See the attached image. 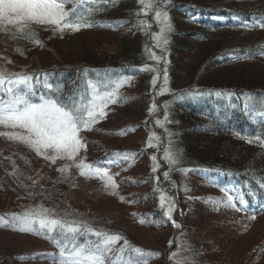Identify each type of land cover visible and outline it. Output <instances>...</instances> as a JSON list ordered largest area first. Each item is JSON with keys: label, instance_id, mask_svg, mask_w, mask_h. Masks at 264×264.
Listing matches in <instances>:
<instances>
[{"label": "rangeland", "instance_id": "1", "mask_svg": "<svg viewBox=\"0 0 264 264\" xmlns=\"http://www.w3.org/2000/svg\"><path fill=\"white\" fill-rule=\"evenodd\" d=\"M65 8L67 10L68 3ZM29 25L36 30L35 35L39 38V44L35 43L36 38L32 39L31 45L9 42L6 40L7 37L5 40H0V71L9 75L30 73L35 70L52 69L55 63L65 67L63 61L66 60H71L73 66L79 65L76 61L80 60L82 53L84 56L89 55L87 53L91 51L90 48L95 49L93 54L95 57L110 58L117 55L118 45L128 40L134 31V28L127 24L119 28L97 29L85 33L70 29L57 31L54 26L49 25L41 26L34 23ZM17 27L19 25H0L5 34L8 30ZM160 29L147 33V36H153V41L149 39L151 50H145L151 55L148 65L156 66L160 73L147 66L148 69L144 68L146 72L144 75L122 80L125 82L119 88V95H123V106L105 108V115L99 118L103 119L100 127H94L96 129L88 133H80L84 146L74 160L57 159L53 163L43 155H37L25 144L0 135V211L11 213L9 214L11 217L18 209L24 213L28 209L42 206L49 209L54 218L82 220L93 228L124 231L136 244L145 247L148 251L168 249L169 239L174 230L180 229L174 219L165 215L169 206L159 207L163 210L166 223L148 222L149 219L152 221L151 214L154 213L157 205L166 202V199L164 201L160 199L164 192L155 194L154 200L151 198L148 202L140 200V196L151 185L146 180L148 175L145 177L147 171L155 168L160 172L164 171L159 160H163L165 150L170 149L180 155L179 149L169 143L170 134L167 132L163 133V137H166L168 145L165 142L163 149L159 148L160 133L165 129L163 125L168 122L170 110L177 100L174 98L173 101L169 100L163 109L159 108L162 101L157 98L159 94H165L168 99L172 93L170 87L173 85L177 87L191 83L193 86L197 85L189 88L194 92L186 93L191 97L200 94V89H197L200 88L198 84L207 83L205 81L247 86L244 82L264 76V56L261 59L257 56L249 57L230 65L231 67L224 66L226 68H221V74L204 66L201 72L203 74L194 79L192 71L202 63L206 49L211 44L196 42L191 53H185L169 61V53L172 52L164 47V34L158 35ZM248 30L236 34L235 31H230V34L232 38L236 35L245 41H252L249 42L250 44L261 37L264 38V28ZM224 33L225 31L211 34V40L215 41L220 36L228 37ZM187 39H191L190 36ZM161 55H164L165 62L160 58ZM165 75L167 83H165ZM154 77L155 84H153ZM147 81L149 84L145 87ZM90 87L91 90L95 89L94 86ZM164 88L168 90L162 91ZM219 92L222 93L221 99L231 101L232 96L227 95L226 91ZM176 97L180 99V94ZM156 99L160 102H155ZM153 105L155 110L150 112L149 109ZM160 109L162 113L158 116ZM157 121L160 123L158 124ZM150 122L151 124H148ZM172 123L177 125L175 121ZM10 131L20 130L0 126V132ZM145 147H156L154 155L157 159H153L154 156L136 157ZM111 151L116 155L109 161L116 162L107 163L104 168L113 177L116 187H105L104 180L99 177L80 175L81 169L76 165L81 160L85 164H91V161L110 154ZM124 154L130 155L124 159ZM190 161L191 159H185L182 164L180 162L176 164L173 171L166 170L170 171L176 184L175 187L173 184L169 185L172 194H175L178 200L181 198L185 201L181 206L178 203L182 209L179 213L180 219L186 232L189 231L186 238L195 243L198 252L192 256L180 252L181 259L186 258V264H264V210L253 213L241 212L217 203V201H226L223 198L225 193L220 187L216 188L217 184H208L201 178L205 176L212 178L214 175L207 168H202L199 161ZM61 168L67 170L58 171ZM197 173L200 179L196 177ZM176 198L174 197L175 205H177ZM252 216H255V219H251ZM142 218L144 222H141ZM161 223L165 226L161 227ZM186 241L184 239L183 244ZM121 244L122 242L119 241L115 245L116 249L120 248ZM49 250H52L49 243L42 241L34 233L20 232L12 226H0V264H48L33 260L30 253ZM157 263L156 261L152 264Z\"/></svg>", "mask_w": 264, "mask_h": 264}, {"label": "trees", "instance_id": "2", "mask_svg": "<svg viewBox=\"0 0 264 264\" xmlns=\"http://www.w3.org/2000/svg\"><path fill=\"white\" fill-rule=\"evenodd\" d=\"M152 2L155 4L157 0H152ZM73 7L74 3L69 2L67 10ZM99 7L101 8L100 11L88 16L92 26L82 27L79 31L85 33L97 29H113L127 24L134 28V31L128 37L129 39L118 45L117 55L110 58H97L93 55L95 49L90 48L91 51L87 53L89 55L84 56L82 53L80 60L76 61L79 65L73 66L70 63L71 60H66L63 61L65 67H60L55 63L52 69L17 74L33 77L32 84L35 90V95L31 97L33 102L39 103L41 95L60 96L67 103H71L73 100L80 101L81 99L86 102L90 96L95 95L97 87L100 94L103 95L106 91H110L111 86L116 82L144 75L146 73L144 68H154L157 73H160L156 66L151 67L148 65L151 55L146 53L145 50H151L152 45L149 43V39L151 42L153 41V36H147V33L155 29L159 30L162 27L154 19V12L164 8L167 9L171 17L170 23L172 25V30L164 33V39L168 40L164 47L172 52L169 53V61H172L174 57L191 53L192 48L197 43L208 42L211 44L206 49L203 60H201L202 63L198 64L199 66L192 71L194 79L203 74L201 72L204 66L217 74H221V68L234 65L249 57L257 56L261 59L264 56L262 54L264 53V38L261 37L250 44L249 42L252 41H245L236 35L232 38L230 34V31H235L234 34H236L237 32H247L248 29L259 28L257 22H264V0H167L166 4H160L158 8L150 9L148 15L141 12L142 5L139 0H113L112 3L108 5L101 4ZM80 11L87 15L85 7L82 6ZM18 28L8 30L7 34L0 28V40H5L7 37L6 40L9 42L31 45L33 38L39 39L35 35L36 30L32 29L31 25H28L30 30L23 33L19 32ZM221 31H225L224 34L228 37L220 36L215 41L211 40V34ZM188 36L191 39L186 40ZM160 58L165 62L164 55H161ZM9 77L14 78L12 75H9ZM205 82L207 83L198 84L200 88L197 89H200V94L192 97L186 94L193 91L189 88L197 86L195 84L193 86L192 83L183 87L171 86L172 93L168 96V99L165 94H159L158 98L155 97L161 99L162 102L159 108L162 107L163 109L169 100L173 101V98L177 100L173 104V109L170 110L168 122L163 125L165 129L163 128L164 131L160 133L161 147L159 148L162 150L165 146L166 137H163V133H169V143L180 151V164L185 159H191L192 162L199 161L202 168H207L214 175L212 178L208 176L201 178L209 181L212 185L217 184L216 188L220 187V190L227 189L229 194L237 197L235 201L237 206L241 207L239 200L240 198L243 199L244 204L241 212L263 211L264 147L261 146L260 141L254 140L253 143L247 141L255 136L264 139V76L244 82L247 86H232L229 82L227 84ZM46 83L53 85L52 92H49L45 87ZM148 84L147 81L145 87H148ZM90 86H94L95 89L91 90ZM219 91H226L227 95L232 96L231 101H225V99H221V96H216L215 92ZM178 94H180V99L176 97ZM119 96L122 98L120 102L109 103L105 108L123 106V95ZM249 98H251L250 104ZM157 99L155 102H158ZM246 104H249L248 108L245 107ZM161 113L162 110L160 109L158 116H161ZM102 121L103 119H98L97 123L90 126L91 130H82L81 132H91L96 129L94 127H100ZM172 121L177 123V125L174 124L175 128ZM148 124H151V122ZM166 144L168 145V142ZM155 151L156 147H145L138 152L136 157L140 158V155L143 158L144 156L156 157L154 155ZM115 155L116 153L111 151L110 154H105L103 157L91 161V164L106 167L108 161L112 160ZM159 161L162 163L161 169L164 171L160 172L157 168H155V171H147L145 177L148 175L146 180L151 185L140 196L142 202H148L150 198L154 200L155 194L162 191L166 196V202L157 205L158 207L151 214L152 221L150 219L148 221L150 224L160 221L166 223V217L163 218V210L159 207L161 205L164 207L175 205L174 197L176 198V196L172 194V188L169 185L173 184V187H175L176 184L173 182L170 171L167 172L166 170L171 169L173 171L176 165L165 163L164 158ZM168 165L171 167H167ZM210 172H208L209 176ZM165 173H167V176ZM198 173L196 177L200 179ZM223 198L226 200V196ZM182 202L185 203L181 198L177 199V205L172 209L171 219L177 222L180 229L174 230L169 239L168 249L165 251H158V249L148 251L145 247L136 244L124 231L99 227L95 229L102 232L118 233L123 238L120 248L128 249L125 257L128 255L135 256L136 254L131 252V248L138 247L145 252L157 254L151 257H143L147 264L156 261L157 264H177V261L181 260L180 252H186V255L190 256L198 253L195 243L186 238L189 231L186 232L182 224L183 221L180 219L179 213L182 209L179 205L181 206ZM230 208L233 207L230 206ZM9 214L11 213L0 211V217L11 219ZM14 214L23 213L18 209ZM65 220L70 221L69 219ZM75 221L82 222V220ZM164 223L160 224L161 227L165 226ZM50 235L51 238H49ZM35 236L49 243L52 250L30 253L33 260L58 264L59 249L54 243V240L58 238L56 234L44 232L39 235L35 234ZM59 239L62 244L65 243L62 237H59ZM184 239L187 240L185 244H183ZM97 240V237L84 233L75 238L69 237L67 243L71 247L74 243L91 244L97 242ZM125 240L128 242L127 245L124 244ZM115 250L116 247L114 246ZM114 259L118 260L119 258L115 257ZM193 261L199 262L194 259Z\"/></svg>", "mask_w": 264, "mask_h": 264}, {"label": "snow or ice", "instance_id": "3", "mask_svg": "<svg viewBox=\"0 0 264 264\" xmlns=\"http://www.w3.org/2000/svg\"><path fill=\"white\" fill-rule=\"evenodd\" d=\"M69 2H73L74 7L66 10L65 5ZM112 2L113 0H0V25H19L17 30L21 33L30 30L28 25L32 23L54 26L57 31L65 29L79 31L82 27L92 26L88 16L100 11L99 5H108ZM139 2L142 5L141 12L148 15L150 9L158 8L160 4H166L167 0H157L155 4L152 0H139ZM82 6L86 8L87 15L80 11ZM154 19L162 25L158 35L172 30L171 17L166 8L156 10ZM257 23L259 27L264 28V22L258 21ZM35 43L39 44V41L36 40ZM163 43L167 44L168 40L164 39ZM11 75L14 78H10L9 74L0 71V126L20 131L0 132V135L25 144L37 155H43L45 159H50L53 163L57 159L74 160L77 157L80 149L84 146L83 138L80 135L81 131L91 130L90 126L105 115L104 108L109 103L120 102L122 98L119 96V88L125 82H116L111 86V90L106 91L103 95L100 94L97 87L95 95L90 96L86 102L81 99L67 103L60 96L41 95L40 102L36 103L31 99L35 95L32 85L33 77ZM155 80L154 77L153 84H155ZM165 83H167L166 75ZM45 87L49 92L53 91L52 84L46 83ZM167 90V88L162 89V91ZM215 95L221 96L222 93L216 92ZM250 103L251 98H249ZM249 104H246L245 107L248 108ZM154 110L155 105L149 109L150 112ZM165 119H167V113H165ZM157 123L159 124L160 121ZM151 139L152 137H150ZM254 140L260 141L261 146L264 147V139H261L260 136L250 138L247 142L253 143ZM49 150H51V154H49ZM128 155L130 154H124L123 158L127 159ZM164 159L169 164L176 165L179 163L180 157L178 153L166 149ZM115 162L108 161L109 164ZM76 166L81 169L80 175L96 176L104 180L105 187H116L113 177L109 175L106 168L85 164L83 160ZM66 170V168L58 169L61 172ZM153 170L155 171V169ZM165 175L167 176V173ZM222 191L225 193L226 201H217V203L241 211L244 204L243 199L239 200L241 207H237L235 203L237 197L229 194L227 189H222ZM160 199L164 201L166 197L162 194ZM173 208L174 204L165 211V215L169 218H171ZM250 218L255 219V216ZM141 222H144V218L141 219ZM6 225L12 226L20 232L38 235L44 232L56 234L58 238L54 240V243L59 249L58 264H147L143 257L157 255L133 247L131 252L136 255L125 257L128 249L120 248L114 251V246L123 239L118 233L102 232L75 220L54 218L51 216L50 210L42 206L28 209L23 214H12L11 219L0 217V226ZM84 233L97 237V242L74 243L69 247L67 243L69 237L75 238ZM59 237H62L65 243L62 244ZM124 244L127 245L128 242L125 240ZM115 257L119 259L116 260ZM177 264H186V258L178 260Z\"/></svg>", "mask_w": 264, "mask_h": 264}, {"label": "bare ground", "instance_id": "4", "mask_svg": "<svg viewBox=\"0 0 264 264\" xmlns=\"http://www.w3.org/2000/svg\"><path fill=\"white\" fill-rule=\"evenodd\" d=\"M231 67V66H230ZM208 182V184L210 183L209 181H207Z\"/></svg>", "mask_w": 264, "mask_h": 264}]
</instances>
